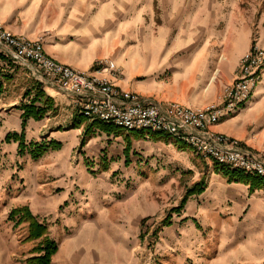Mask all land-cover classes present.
<instances>
[{"label":"rangeland","instance_id":"rangeland-1","mask_svg":"<svg viewBox=\"0 0 264 264\" xmlns=\"http://www.w3.org/2000/svg\"><path fill=\"white\" fill-rule=\"evenodd\" d=\"M204 1L224 4V10L215 9L222 19L215 18L221 20L219 28L238 24L240 30L244 24L252 29V46L258 42L264 46V0H196ZM97 2L106 8L103 13L119 14L108 28L121 33L129 48H136L143 40L158 39L164 12L175 0ZM0 22L15 33L4 20ZM244 40L241 33L238 41ZM153 49L158 51L156 42ZM215 51L223 53L219 46ZM117 76H122L120 71ZM16 77L5 76L6 88L0 95V264H27L38 242L25 240L27 224L15 226L8 220L12 209L24 205L48 227L59 247L52 264H264V217L230 208L231 194L228 202L217 204L207 191L190 197L180 213L175 211L187 190L218 165L203 160L182 141L132 134L126 162L124 148L130 134L125 137L124 130L121 140L103 138L97 145H88L103 133L116 135L94 126L82 147L85 128L95 122L86 120L80 133L83 121L61 125L46 122L47 114L42 120L28 121L26 148L20 152V141H9L7 136L22 134L18 106L30 102L25 93L35 89L30 88L29 76ZM216 77L219 82L223 76ZM251 103L259 107L251 116L245 142L250 140L254 148H245L244 140L229 136L264 161V72L246 105ZM43 124L48 131L38 134ZM32 142L39 145L35 153L47 150L33 157L28 152ZM167 219L170 225L164 224Z\"/></svg>","mask_w":264,"mask_h":264},{"label":"crops","instance_id":"crops-1","mask_svg":"<svg viewBox=\"0 0 264 264\" xmlns=\"http://www.w3.org/2000/svg\"><path fill=\"white\" fill-rule=\"evenodd\" d=\"M97 1L0 0V19L12 27L15 33L29 39L45 36L46 53L74 68L89 71L100 60H114L122 76L110 74L113 82L122 90L130 91L141 99L163 107L169 102L177 101L200 109L218 100L224 86L235 79L233 76L243 55L252 47V29H245L244 24L240 30L238 24L228 25L226 29L219 28L222 19L218 12L224 10V4L175 0L171 3L173 7L164 12L158 39L151 41L149 38L148 41L143 40L138 47L129 48L121 33L115 30L111 32V28H108L119 14L114 16L103 13L106 8L103 9ZM215 9L219 11L215 13ZM215 18L221 20L217 21ZM241 33L246 38L242 42L238 41ZM155 42L158 44L157 52L153 49ZM257 44L261 46V42ZM217 46L223 50L221 56L215 51ZM4 61V68L1 70L4 88L5 76L13 75L23 80L25 76H29L30 88L42 89L54 99L57 111L55 114L49 113L46 122L56 121L63 125L74 119L87 120L76 111L71 95L44 84L34 76L30 66L15 64L7 57ZM217 75L223 76L219 82H216ZM12 104L17 105V102ZM258 107L259 105L252 103L244 105L238 114L213 126L211 131L244 140L243 146L253 149L248 143L250 140L245 142V139L249 135V124L253 121L251 116ZM78 116L80 117L77 118ZM85 124L86 122L79 129L80 133ZM47 131L46 124H43L37 133L43 134ZM134 133L136 132H126L125 137L130 134L128 138L134 139ZM103 134L93 137L88 145H97L103 138L123 139L120 135L106 137ZM150 138L155 139L151 136ZM161 138L180 141L167 134L156 140ZM221 166L218 164L209 171L206 179L203 178V193L210 192L212 200L217 204L228 202L231 194L234 203L229 205L230 208L240 211L248 209L247 212L252 211L264 217V189L252 186L240 178L231 179ZM245 197L248 199L244 202Z\"/></svg>","mask_w":264,"mask_h":264},{"label":"built area","instance_id":"built-area-1","mask_svg":"<svg viewBox=\"0 0 264 264\" xmlns=\"http://www.w3.org/2000/svg\"><path fill=\"white\" fill-rule=\"evenodd\" d=\"M5 57L30 66L44 84L71 95L77 110L89 122L144 132L146 138L151 132L167 134L187 144L204 160L264 179L262 159L244 150L229 135L211 131L238 114L257 89L264 72V48L258 44L243 55L235 79L223 88L219 99L200 109L177 101L163 107L141 99L113 82L110 74L117 76L120 71L114 60H100L91 70H80L48 55L45 36L29 39L16 35L0 22L1 70Z\"/></svg>","mask_w":264,"mask_h":264},{"label":"trees","instance_id":"trees-1","mask_svg":"<svg viewBox=\"0 0 264 264\" xmlns=\"http://www.w3.org/2000/svg\"><path fill=\"white\" fill-rule=\"evenodd\" d=\"M1 74V69H0ZM39 85L41 83H38ZM4 90L3 82L0 81V95H2V92ZM25 96L31 97L30 102L22 103L20 106H18L19 109L22 110L21 118H22V125H23V131L22 134H8L7 139L10 140H19L20 143V152L22 149L26 148L25 146V132L24 129L30 119H36V120H42L45 115L49 113H53L57 111V108L55 107L54 99L47 95L42 89L36 88L35 92L30 90L25 93ZM80 116H82L78 110H76ZM85 122V119H82L79 121V124H82ZM94 126L99 127L101 130L110 133H115L116 135H119L122 131L121 129H115L108 125L102 124V123H93L88 125L85 128V136L81 141V146H85L88 140V136L91 133V129L94 128ZM138 138L145 137L144 132H136L134 133ZM162 136L161 133H155L151 132L150 136L154 137L155 139L159 136ZM160 136V137H161ZM30 149L28 150L29 153L32 154L33 157L39 156L43 152H45L47 149L43 148L41 153H35L38 149L39 145L35 147V144L30 143L29 144ZM132 149V140L126 138V146L124 148V154L126 157V162L129 161L130 151ZM221 169L225 171V173L230 176L231 179H242L243 181L251 183L252 186L259 187L264 189V179L256 177V176H250V175H243L242 171L237 170H231L230 168H227L225 166H221ZM205 190V182L201 181L199 183H196L194 187H191L187 190V194L185 198L182 200V204L179 205L175 211L180 213L181 210L185 207L190 197L200 195ZM187 219V218H186ZM9 221H13L15 223V226L27 224V236L26 241H36L38 240L37 244L32 249V255L26 259L27 264H52L54 255L58 252V245L53 240V238L50 237L48 227L35 215L30 207L28 205H24L22 207H17L12 209L8 216ZM164 224L170 225V220H165Z\"/></svg>","mask_w":264,"mask_h":264}]
</instances>
